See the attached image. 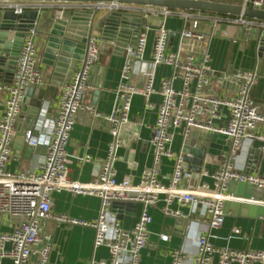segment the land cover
<instances>
[{"label": "built area", "instance_id": "2783aa9c", "mask_svg": "<svg viewBox=\"0 0 264 264\" xmlns=\"http://www.w3.org/2000/svg\"><path fill=\"white\" fill-rule=\"evenodd\" d=\"M64 4L51 17V23L63 18L64 12L93 14L99 10L105 14L119 12L122 16L126 13L131 15L126 22L125 33H122L125 38L121 51L123 65L120 81L114 92L115 108L112 114L105 116L110 124L111 141L105 158L98 163L99 169L90 182L81 183L68 178L70 156L66 148L76 116L80 112L97 116L93 108L85 103L90 73L100 57L98 44L101 34L95 29L86 43L83 61L71 78L58 89L59 101L54 127L45 144L46 154L38 172L13 173L7 170L25 92L29 88L47 87L39 69L35 22L24 33L10 80L0 84V92L6 94L0 117V215L14 219L17 223L12 232H0V264L4 259L11 260L12 264H30L32 259H35L34 264H49L52 238L45 228L49 221L94 231V249L106 248L108 258L91 261L89 264H140L142 250L152 247L150 208L163 202L161 212L164 216L180 218L185 216L170 209L173 202L182 207H199L207 218L209 230H218L225 219V203L236 200L228 189L230 182L250 185L258 190L261 197L247 201L264 208V177L256 173L239 172L234 166V156L246 140L259 141L261 146L258 149L264 153V107L250 97L251 88L256 83V74L249 71L236 72L231 78H234V83L238 86L237 94L220 95L212 87V78L216 72L211 66L208 49L200 54H181L182 43L186 40L205 41L207 35L202 30L204 23H208L212 30L217 25L228 22L243 27L247 33L253 29H260L264 33V21L247 19L242 15L230 19L228 15L177 14V10L166 8L144 7L151 10L140 11L139 7L127 5ZM238 6L242 10L251 6L255 10L264 11V0H240ZM0 8L2 11L13 10L19 15L35 7L4 2ZM150 15L159 16L163 21L152 27L145 22ZM168 17H180L183 21L176 51L169 49L172 31L164 24ZM135 18L139 19V23L134 21ZM89 23L90 21L87 26ZM187 23H190V29L186 28ZM135 26L137 30H134ZM149 35L152 36L151 58L150 62H146L144 56ZM159 67L168 68L171 73L160 79L156 87L155 72ZM135 96L144 99L146 108H153L150 103L152 96L160 98L155 123L151 127L152 162L143 169L137 183H133L129 177L117 181L114 168L118 150L123 144L120 129L128 123ZM194 128L223 135L229 142L228 152L217 157L218 168L210 175L206 173L212 180V188L206 184L186 189L180 187L184 177L183 154H174L170 145L176 131L182 130L186 137ZM42 134L45 133H40ZM24 144L37 147L40 141L31 131H27L24 134ZM163 158L174 160L167 184H162L158 179ZM78 161L85 164L93 160L85 155ZM60 191L99 198L101 207L97 220L87 222L52 214L50 194ZM116 202L141 205V213L132 229H123L111 211ZM261 219L264 220V215ZM233 233L237 235L239 231L234 230ZM159 237L162 241L168 239L165 235ZM170 264H264V250L240 252L226 247L218 248L212 245L208 236L201 235L197 238V252L194 256L181 250H173L170 253Z\"/></svg>", "mask_w": 264, "mask_h": 264}, {"label": "crops", "instance_id": "0c3cea01", "mask_svg": "<svg viewBox=\"0 0 264 264\" xmlns=\"http://www.w3.org/2000/svg\"><path fill=\"white\" fill-rule=\"evenodd\" d=\"M13 4L41 9L40 17L36 21V45L39 55V69L44 76L47 87L42 89L29 88L25 92L16 123L15 139L7 170L13 173H37L46 154L45 144L54 127L59 101V87H53L50 84V71L42 63V52L50 29V19L65 4L55 2ZM146 9L151 10L144 7L138 8L140 11H146ZM176 12L177 14L183 13L178 10ZM189 13L198 15L193 12ZM229 18L233 19L234 16ZM162 21L159 16L151 15L145 19V22L152 27L158 26ZM182 23L180 17H168L164 21L165 27L172 31L169 40L171 51L177 50ZM202 30L207 35L205 41L186 40L182 43L181 54H200L204 49H208L211 66L216 72L212 78V87L214 92L220 95L234 96L238 92V87L233 83L231 88H224L218 83V80L231 77L238 71H249L256 74V83L251 88L250 97L263 108L264 59L256 57L252 36L246 31L243 32V27L228 22L217 25L214 30L208 23H204ZM151 44L152 36L149 35L144 56L146 62H150ZM98 45L99 61L91 70L89 89L85 95V103L93 108L97 116L88 112L77 114L66 148V152L70 156L68 178L81 183H88L93 179L99 169L98 163L106 156L111 135L110 124L105 120V116H109L114 111V92L119 84L120 71L123 65L122 55L116 51L114 42L100 38ZM7 71H9L7 66L0 71V84L9 80ZM170 73L168 68H157L155 86L157 87L160 79L168 77ZM96 91H98V96H95ZM5 99L6 94L0 92V117ZM150 103L153 108H146L144 99L140 96H135L132 100L127 123L129 126L123 134L125 139H122L126 145L122 144L118 150V160L114 166L117 181L129 177L133 183H137L143 169L151 165L153 156V148L150 145L151 127L155 123L160 98L152 96ZM135 128H137L136 132ZM27 131H31L32 135L40 141L37 147L24 144V134ZM40 133L45 134L40 135ZM189 140L191 138L185 137L182 130L176 131L173 134L170 150L176 155L182 153V148ZM194 141V145H197L198 137ZM260 146L259 141L246 140L243 142L234 156L235 169L239 172L256 173L264 177V153L259 151ZM219 148H223V146L220 145ZM85 155H89L93 161L85 164L80 163L78 159ZM173 165V159L163 158L161 160L158 179L162 184L168 183ZM218 166V158H206L204 167L198 175L184 169V177L180 187L186 189L187 187L206 184L212 188V180L208 175ZM228 189L236 197V200L225 203V219L218 230H209L206 224L207 218L199 207H182L177 202H173L170 209L178 212L181 216H185L180 218L164 216L161 212L163 202H159L155 207L150 208L149 215L152 222L149 231L152 247L142 250L140 264H170V253L173 250H181L189 256H194L197 252V238L201 235L208 236L212 245L218 248L226 247L240 252L264 250V220L261 219L264 215V208L247 201L250 198H260L261 193L250 185L237 182H230ZM50 202L52 214L65 215L71 219L87 222L97 220L101 207L100 199L97 197L75 195L66 191L51 193ZM141 209V205L136 204L134 207L121 208L119 213L114 214L122 228L129 230L137 222ZM16 224V220L0 215V232L10 233ZM45 228L52 238L49 264H89L91 261L108 258L106 248L94 249V231L92 229L56 224L52 221L47 222ZM234 230H238L239 233L235 235ZM160 235L167 236V241L160 240ZM6 247L9 248V246ZM34 262L35 259H32L30 264H34ZM2 264H12V262L9 259H4Z\"/></svg>", "mask_w": 264, "mask_h": 264}, {"label": "water", "instance_id": "95a60500", "mask_svg": "<svg viewBox=\"0 0 264 264\" xmlns=\"http://www.w3.org/2000/svg\"><path fill=\"white\" fill-rule=\"evenodd\" d=\"M0 2L105 3L136 7L166 8L186 13L204 12L228 16L242 15L247 19L264 21V11L255 10L251 6L242 10L239 6L216 4L202 0H0ZM40 10L39 7H35L33 10H25L22 14L17 15L13 10L2 11L0 8V71L7 66L9 69L7 71L9 80L14 70L16 57L19 53L24 33L33 27L34 23L39 19ZM130 16L127 13L122 16L119 12L105 14L99 10L93 14L90 12H64L63 18L56 19L51 23L42 52V63L50 71V84L53 87H61L64 82L71 78L72 74L83 61L86 43L95 29L101 34L102 40L114 42L116 44V51L121 53L125 42L122 33H125L124 28ZM89 21V26H87ZM134 21L139 23L138 18H135ZM134 30H137V26L134 27ZM249 34L254 39L253 48L256 57L264 59V33L260 29H253ZM234 82V78L231 77H228L226 80H218V83L224 88H231ZM95 96H98V91L95 92ZM128 126V124L121 126L120 134L123 140L125 139L123 134ZM136 130L137 128H135V132ZM187 137H190L191 140L187 141L182 148V170H190L195 175H198L203 169L204 160L207 156L217 158L221 153L228 152L229 150V142L225 136L220 134L208 133L204 130L194 128ZM197 137V145H194V139ZM17 143L20 144V142ZM123 145L126 144L123 142ZM220 145L223 148H219ZM134 206H136L135 203L116 202L112 205V211L113 213H119L121 208Z\"/></svg>", "mask_w": 264, "mask_h": 264}, {"label": "rangeland", "instance_id": "374dc122", "mask_svg": "<svg viewBox=\"0 0 264 264\" xmlns=\"http://www.w3.org/2000/svg\"><path fill=\"white\" fill-rule=\"evenodd\" d=\"M202 1L212 2V3H216V4H223V5L224 4L225 5H231V6H238L240 4V0H202ZM193 13L198 14L199 16H213V15H216V14L204 13V12H193ZM186 28L190 29V23H187Z\"/></svg>", "mask_w": 264, "mask_h": 264}]
</instances>
